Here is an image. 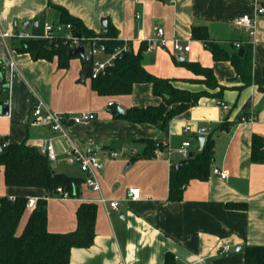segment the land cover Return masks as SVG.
I'll return each mask as SVG.
<instances>
[{
	"label": "crops",
	"instance_id": "1",
	"mask_svg": "<svg viewBox=\"0 0 264 264\" xmlns=\"http://www.w3.org/2000/svg\"><path fill=\"white\" fill-rule=\"evenodd\" d=\"M260 5L264 6V0H0V62L10 87L9 114H0V137L39 148L51 141L57 156L55 171L80 179L68 199L58 194L48 199L50 232L75 231L80 206H97L94 244L74 248L70 264H166L168 254L179 264H246L245 247L264 246V154L260 162L252 157L254 137L264 144V16L256 17L253 37L235 24L245 14L255 15ZM57 6L96 33L113 27L118 39L130 41L136 53L146 49L142 59L146 70L171 80L176 88L196 93L206 90L197 82L202 77L186 66L191 62L211 68L222 92L202 97L196 106L165 124L125 119L129 109L162 103L151 83L135 84L129 95L102 96L92 88L90 74L83 80L88 67L83 56L71 55L68 67L62 68L58 58L47 60L20 50L25 39L1 36L23 33L29 39H45L48 26L55 27L59 37L68 36L70 30L62 25ZM194 27L230 55H238L240 48L252 43V83H244L231 61H216L207 42L193 37ZM159 28L165 31L167 45L147 51L146 39L156 37ZM175 40L190 49L177 51ZM209 91L216 94L220 88ZM40 104L44 111H88L96 118L84 125L67 122L66 134H61L35 121L34 110ZM119 106L125 110L123 115L110 112ZM251 115L256 117L254 122L242 120ZM203 128L206 132L202 134ZM210 134L216 157L209 177L191 180L182 200L172 201L171 172L183 161L178 149L189 141L190 153H197L199 137ZM147 141L156 142L158 148L152 157L143 158ZM165 144L172 150L170 156ZM74 149L92 150L104 161L101 191L86 184L78 163L70 164L69 153ZM214 169L226 172L227 177L214 174ZM4 181L2 172L0 207L3 196L47 197L43 189L7 187ZM134 188L141 191L136 200L131 199ZM102 196L109 199L108 204L99 201ZM110 201H118V208L112 209ZM31 212L28 208L20 232ZM225 247L230 250L226 252Z\"/></svg>",
	"mask_w": 264,
	"mask_h": 264
},
{
	"label": "trees",
	"instance_id": "2",
	"mask_svg": "<svg viewBox=\"0 0 264 264\" xmlns=\"http://www.w3.org/2000/svg\"><path fill=\"white\" fill-rule=\"evenodd\" d=\"M167 1V0H160ZM60 12L62 25H70L71 32L81 34V38H103L97 45L105 44L108 52L122 46L123 41L118 39L116 29L106 27V31L96 33L88 28L84 22L71 15L64 7L57 6ZM193 37L207 42L216 61H231L241 79L246 85L252 83L254 64V51L252 43L244 45L245 53L242 57L237 54L230 55L216 43L210 42L206 32L193 28ZM85 43V42H84ZM72 43L65 39L49 41L47 39H25L20 50L37 53L39 57L47 60L58 58L59 65L66 68L69 65L73 50ZM87 44V43H85ZM90 44V43H89ZM125 51L115 64L109 67L105 75L92 79V88L100 95L123 96L132 93L134 85L138 83H151L153 93L163 99L157 106L147 108L129 109L123 117L133 123H166L181 113L196 106L202 97L219 96L223 87L218 83L213 70L201 66L199 63H186V66L202 79L197 82L205 85L206 90L190 92L176 88L169 79H162L151 74L143 65V51ZM84 59V58H83ZM85 62V59H84ZM86 63V62H85ZM5 66L0 62V78L5 80ZM264 90V78L261 80ZM220 91L212 94L209 90ZM176 105V107H174ZM245 116V115H244ZM229 124H227L228 126ZM226 126V125H225ZM225 126H222L225 128ZM226 126V127H227ZM203 148L195 153L193 158L183 160L171 172L170 199L180 201L188 183L193 179L206 180L210 175L211 165L215 156L213 136H207ZM0 137V175L4 174V183L7 187H23L43 189L46 196L36 200L35 206L28 218L26 228L19 230L21 221L28 209L30 199L26 196L9 198L3 196L0 207V264H70L71 252L74 248H89L94 244L96 232L97 206L83 204L77 214V229L69 233H53L48 230L49 198L57 195V189L62 187L69 195H74L79 180L55 171L53 162L39 147L22 143H6ZM252 157L254 161L263 159L264 144L262 139L254 137ZM154 141H147V147L141 155L149 158L158 148ZM246 264H264V246H247L244 250ZM166 264H179L173 255L168 254Z\"/></svg>",
	"mask_w": 264,
	"mask_h": 264
},
{
	"label": "built area",
	"instance_id": "3",
	"mask_svg": "<svg viewBox=\"0 0 264 264\" xmlns=\"http://www.w3.org/2000/svg\"><path fill=\"white\" fill-rule=\"evenodd\" d=\"M264 16V6L258 7L255 15L251 14H245L238 19L235 20V24L238 27L245 28L249 31L250 37H253L255 35V22L257 16ZM137 18H140V15H137ZM68 29L70 30V34L68 36L59 37L55 33V27L48 26L47 27V34L45 39L49 41H54L57 39H65L70 41L73 47H78L83 45L84 46V59L87 63L88 67L90 68V77L92 79H96L97 77L101 75H105L107 69L115 64V61H117V58H119L125 51L130 49V41L128 40H121L123 41V45L115 48L112 52H108L106 49L105 44L97 45V42H100L103 40V38H93V39H85V38H76L74 34L71 32V26L67 25ZM164 30L162 28H159L157 30L156 37L146 39L148 42V48L147 51H152L155 47L158 46H166L167 45V39L164 36ZM2 37H13L17 39H29L28 35H25L23 33H4L1 34ZM87 44H85V43ZM90 43V44H89ZM237 48L241 47V44L236 45ZM174 47L177 51L181 52L183 50H189V46H182V44L175 40ZM103 55L104 58H101L100 56ZM221 105H224V103H221ZM34 116L36 117L35 121H38L39 123L50 125L51 129L57 133L66 134V126L65 124L67 122H72L73 124H79L84 125L88 124L91 121H93L96 118V114L93 112H78L74 114H59V113H53L50 110L44 111L43 106L40 104L35 107L34 110ZM243 121H250L254 122L256 120V117L254 115H251L248 118H243ZM186 130H191L190 126L186 127ZM200 133H205L206 129H200ZM7 142L4 144L6 145ZM168 155L170 156L172 154V150L170 149V146L165 144ZM191 146V142L186 141L182 144V146L178 149L179 154L182 156L183 160L188 159L190 155L189 148ZM41 151L46 154L49 159L53 162L56 160V152L54 145L51 141H48L45 143L42 147H40ZM113 157H118L119 154L112 153ZM70 164L71 163H78L81 167V170L86 174V184L94 191H101V183H100V174L103 171L105 163L104 161L96 154V152L90 150L89 153H83L79 149H74L69 153L68 158ZM213 173L216 175H219L222 178L227 177V173L220 171L219 169H214ZM131 193V199L136 200L139 199L141 196V191L139 188H134L130 190ZM57 194L62 199H68L70 197L69 193L66 192L62 187H59L57 189ZM103 204H108L109 199L102 196L99 200ZM36 200L30 199L28 203V208H33L35 206ZM110 207L112 209H117L119 206L118 201H110L109 203ZM226 252H228L230 249L229 247H225L224 249Z\"/></svg>",
	"mask_w": 264,
	"mask_h": 264
},
{
	"label": "water",
	"instance_id": "4",
	"mask_svg": "<svg viewBox=\"0 0 264 264\" xmlns=\"http://www.w3.org/2000/svg\"><path fill=\"white\" fill-rule=\"evenodd\" d=\"M103 25L105 26L106 25V21H103ZM76 38H81V34H75L74 35ZM241 50L238 51V55L240 57H242L245 53V48H240ZM70 55H81L84 57V46L81 45L75 49H73L70 53ZM90 74V68L89 67H86L82 73L83 75V80ZM4 81V78L1 77L0 78V114H4V115H8L9 114V97H10V94L9 92L7 91L9 87L8 84H4L3 83ZM111 113L113 114H116L117 116H121L124 114L125 110L123 107L119 106V107H116L114 109H111L110 110ZM206 136L205 135H201L199 137V146H198V149L201 150L203 148V144H204V141L205 140ZM191 156H189V158H193L195 156V152H191L190 153ZM177 167H175L176 169Z\"/></svg>",
	"mask_w": 264,
	"mask_h": 264
}]
</instances>
